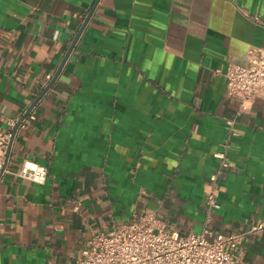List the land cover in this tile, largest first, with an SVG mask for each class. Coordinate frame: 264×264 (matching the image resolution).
Instances as JSON below:
<instances>
[{
	"label": "crops",
	"instance_id": "1",
	"mask_svg": "<svg viewBox=\"0 0 264 264\" xmlns=\"http://www.w3.org/2000/svg\"><path fill=\"white\" fill-rule=\"evenodd\" d=\"M95 1L0 0V132L54 79L12 129L0 264H77L94 232L142 208L184 234L264 219V97L237 114L224 75L263 45L264 0H99L57 74ZM24 161L46 166L44 183L17 175ZM238 253L264 264V229Z\"/></svg>",
	"mask_w": 264,
	"mask_h": 264
},
{
	"label": "built area",
	"instance_id": "2",
	"mask_svg": "<svg viewBox=\"0 0 264 264\" xmlns=\"http://www.w3.org/2000/svg\"><path fill=\"white\" fill-rule=\"evenodd\" d=\"M264 30V20L254 17ZM246 64L230 63L224 73L226 94L236 99L237 114L256 98L264 97V42L260 47H251L246 54ZM46 78L51 79V74ZM32 110V109H31ZM31 112V111H30ZM28 113V115L30 114ZM27 115V116H28ZM33 117V114L29 115ZM235 119H226L229 133H234ZM15 121L0 132V177L7 159V147L12 136ZM228 141L222 143V150L214 153L219 160L211 175L212 188L206 194L208 209H219L218 177L222 169L231 164L226 155ZM17 175L34 183L46 180L44 165L24 161ZM74 211L78 210L75 206ZM264 229V219L250 225L249 229L230 233L213 232L208 226L201 232H189L181 236L172 229L163 217L152 210L142 208L134 211L132 218L109 230H98L92 234L80 250L77 264H242L238 248L249 234Z\"/></svg>",
	"mask_w": 264,
	"mask_h": 264
},
{
	"label": "water",
	"instance_id": "3",
	"mask_svg": "<svg viewBox=\"0 0 264 264\" xmlns=\"http://www.w3.org/2000/svg\"><path fill=\"white\" fill-rule=\"evenodd\" d=\"M98 1H99V0H96V1H95L94 5L92 6V8H91V10H90V12H89V14H88L87 17L85 18V20H84L82 26L80 27L78 33H77L76 36L74 37L72 44H71L70 47L67 49V51H66V53H65V55H64V57H63V60L61 61L60 65H59V67H58L57 74H58V72L61 70L62 66L64 65V62L66 61V59L68 58L70 52L72 51V49H73V47H74L76 41L78 40V38H79V36H80L82 30L84 29L86 23L88 22V20H89V18H90V16H91V14H92V12H93V10H94L96 4L98 3ZM53 80H54V79H52L51 81H49V82L47 83V85L45 86V88H44V90L41 92V94H40V95H39V96H38V97H37V98L31 103V105L28 107V109L26 110V112L23 114V116H22V117L19 119V121L17 122L16 127H18V125L21 124V121H22V120L28 115V113H29V112L31 111V109L34 107V105L36 104V102L42 97V95L46 92V90L52 85ZM13 135H14V131L12 132V136H11V139H10L9 144H8V147H7V157H8V153H9V150H10V145H11V142H12Z\"/></svg>",
	"mask_w": 264,
	"mask_h": 264
},
{
	"label": "rangeland",
	"instance_id": "4",
	"mask_svg": "<svg viewBox=\"0 0 264 264\" xmlns=\"http://www.w3.org/2000/svg\"><path fill=\"white\" fill-rule=\"evenodd\" d=\"M179 234H180L181 236L185 235L184 233H181V232H179Z\"/></svg>",
	"mask_w": 264,
	"mask_h": 264
}]
</instances>
